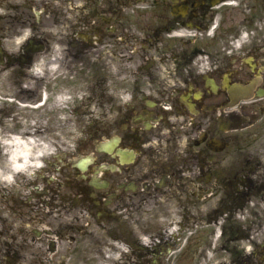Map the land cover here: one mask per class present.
<instances>
[{
	"label": "flooded vegetation",
	"instance_id": "obj_1",
	"mask_svg": "<svg viewBox=\"0 0 264 264\" xmlns=\"http://www.w3.org/2000/svg\"><path fill=\"white\" fill-rule=\"evenodd\" d=\"M47 19L28 35L52 94L97 104V168L55 149L0 186V264H88L93 226V264H264V0H0V68Z\"/></svg>",
	"mask_w": 264,
	"mask_h": 264
},
{
	"label": "rangeland",
	"instance_id": "obj_2",
	"mask_svg": "<svg viewBox=\"0 0 264 264\" xmlns=\"http://www.w3.org/2000/svg\"><path fill=\"white\" fill-rule=\"evenodd\" d=\"M47 26L46 24L45 27ZM14 42H16V39ZM14 42L11 40L7 44L9 47H16ZM17 42L19 41L17 40ZM50 55L51 53L48 52L39 56L36 60L35 68L25 72L27 77H24L25 83L22 88L28 95L25 98L19 96L16 87L13 88V84L18 86L21 77L11 76L10 79L9 77L7 78L8 72L0 74V97L6 99L5 102L0 103V135L4 137V133L11 135L25 131L40 132L34 138L36 139V136L40 138L37 143L41 145V152L46 153L49 150H54V148H58V150L63 148L61 155H58V159L62 158L66 161L65 154L69 157L71 153H74L77 145H79L78 151L86 153L87 147L83 144V141L87 136L85 133L80 134L78 132L79 130L76 128L75 123L80 120L82 121V126L92 127V122L97 119V104L89 103L86 117L79 114L73 115L66 107L71 106L73 92L78 91L80 95L81 88L62 81L60 83V92L57 96L60 95L59 99L63 98V100L57 105L58 100L51 92L53 87L51 81L53 80L52 71L54 70L50 66L52 63V61H49ZM9 74L12 73L10 72ZM35 93L41 94L42 99L37 102L27 100L33 97ZM13 96H16V98L21 97L22 101L15 99ZM10 108L12 109L4 117L1 112H6ZM54 128L57 130H54ZM1 158L3 157L0 154V162Z\"/></svg>",
	"mask_w": 264,
	"mask_h": 264
},
{
	"label": "bare ground",
	"instance_id": "obj_3",
	"mask_svg": "<svg viewBox=\"0 0 264 264\" xmlns=\"http://www.w3.org/2000/svg\"><path fill=\"white\" fill-rule=\"evenodd\" d=\"M28 133L24 132L23 135L26 136ZM29 135H32V133H29ZM30 138V139H29ZM16 149L12 152L13 154V167L15 170H23L28 167L29 164H35V162H32L37 159V157H29L28 152L32 150V146L35 145V139L33 137H28L26 139H23L20 136H16ZM28 144V148H27ZM42 148L40 147V152ZM7 178H9V175H7Z\"/></svg>",
	"mask_w": 264,
	"mask_h": 264
}]
</instances>
